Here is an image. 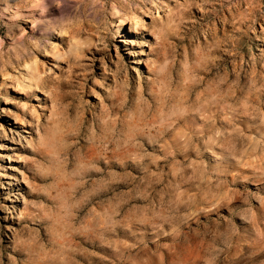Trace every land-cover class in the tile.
Instances as JSON below:
<instances>
[{"label":"rangeland","instance_id":"obj_1","mask_svg":"<svg viewBox=\"0 0 264 264\" xmlns=\"http://www.w3.org/2000/svg\"><path fill=\"white\" fill-rule=\"evenodd\" d=\"M0 264H264V0H0Z\"/></svg>","mask_w":264,"mask_h":264},{"label":"bare ground","instance_id":"obj_2","mask_svg":"<svg viewBox=\"0 0 264 264\" xmlns=\"http://www.w3.org/2000/svg\"><path fill=\"white\" fill-rule=\"evenodd\" d=\"M139 17L140 16H138L135 20V23H134V26L136 27V26H138L139 25V23H140V19H139Z\"/></svg>","mask_w":264,"mask_h":264}]
</instances>
